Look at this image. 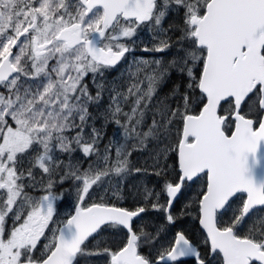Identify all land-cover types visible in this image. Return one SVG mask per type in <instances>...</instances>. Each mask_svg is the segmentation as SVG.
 <instances>
[{"label":"snow or ice","instance_id":"1","mask_svg":"<svg viewBox=\"0 0 264 264\" xmlns=\"http://www.w3.org/2000/svg\"><path fill=\"white\" fill-rule=\"evenodd\" d=\"M101 190L132 203L87 202ZM150 208L202 244H159ZM93 258L264 264V0H0V264Z\"/></svg>","mask_w":264,"mask_h":264},{"label":"trees","instance_id":"2","mask_svg":"<svg viewBox=\"0 0 264 264\" xmlns=\"http://www.w3.org/2000/svg\"><path fill=\"white\" fill-rule=\"evenodd\" d=\"M158 56H161L163 57L164 59H167L168 57L165 56V54L161 53V54H158ZM122 66L118 67L117 69H114V70H109L108 73H107V77L109 80L111 79H114L116 78V76L114 75V73L116 71H118ZM177 79V77L175 76V74L172 75V78L170 81H168L167 83L165 84H162L160 86V88L158 89L159 91V95L162 97L164 96L168 91L169 89L171 88V85H172V82L175 81ZM107 103V97L104 98V105H106ZM104 105H102L101 107L103 108ZM97 127H101L102 125L105 124V122L103 120H97ZM113 125H115L114 123L112 124H108L106 125L105 127V132H106V135L104 136L103 140L101 141V144H100V148L103 149L104 145L107 144L109 142V136L111 134V130H112V127ZM75 158L77 159H80L82 158V153H75ZM138 153H133L132 157H131V160L133 163L136 162V160L138 159ZM67 159V158H65ZM87 163H84L83 167H87ZM137 181L141 184V186H143L145 183L147 184L148 187H152L154 184L157 183L156 181V178L155 177H147L146 180H142L141 178H137ZM68 181H66L63 185L62 188L60 187H57L54 191L55 193L57 194L58 193V189H60L61 191L63 190H68V189H71V185H68L67 184ZM129 183H131V181H129ZM105 196V199L106 200H110L112 204H116L117 206H124V207H129L132 203L131 201V198L125 194H121L119 196L117 195H113L112 193H107L106 195L103 193V191L101 190L98 194L94 193L93 194V197L91 199H87V202L88 203H91L95 200H98L99 199V196ZM146 215V214H145ZM189 221H194L193 219H190ZM195 222V221H194ZM98 260L93 258V261H92V264H94L95 262H97ZM98 263L100 264V262L98 261Z\"/></svg>","mask_w":264,"mask_h":264},{"label":"flooded vegetation","instance_id":"3","mask_svg":"<svg viewBox=\"0 0 264 264\" xmlns=\"http://www.w3.org/2000/svg\"><path fill=\"white\" fill-rule=\"evenodd\" d=\"M155 55L156 53H152V57ZM56 204L59 207L61 204V200L60 199L57 200ZM62 204L64 205L63 201H62ZM179 207L180 205L178 204L176 206V209H178ZM176 209H174V211H176ZM65 210L66 211H65L64 216H66L69 213H73L74 205L72 206L70 202L67 203L65 205ZM190 219H192L191 216L181 217L177 220L175 225H168L166 221L164 220L162 214L153 211L151 208L149 209V212L146 214V220L149 221L150 225L151 224L163 225L166 228V231L161 235L160 240H159V244H164V245L167 244V241L172 238V236L177 230H181V229H183L187 233V235L193 240L194 243L202 244V241H200L199 234L197 231L199 228V225L196 221L195 222L189 221ZM137 223H143V221H137ZM142 251L146 252V250H142ZM183 259L186 261V264H191V258H183Z\"/></svg>","mask_w":264,"mask_h":264},{"label":"rangeland","instance_id":"4","mask_svg":"<svg viewBox=\"0 0 264 264\" xmlns=\"http://www.w3.org/2000/svg\"><path fill=\"white\" fill-rule=\"evenodd\" d=\"M142 36H143V38L145 40L148 39V34H147L146 31L142 34ZM158 54H161V53H156V55H155L156 58H163L161 56H158ZM133 55H135V56H143L145 58H152V53L140 52L139 50H137ZM128 59L131 60L132 59V56L130 55ZM126 67H127V63L125 62L123 64V66L118 71H116L114 73V75L116 76V78L119 77L120 73L122 71H124ZM125 110H128V109L126 108ZM119 136H120V131L117 129V126L116 125H113L112 130H111V134L109 136V140L111 138H113V137H119ZM67 184L68 185H71L72 184V181L69 180L67 182ZM74 192H75V189L74 188H71V189H68V190H63V191H61L60 189H58V193L57 194H61L62 195V199H60L61 200V204H60V206L57 209L58 214L61 217H63L64 214H65V211H66L65 210V205L67 203L70 202L72 206L75 204ZM39 194L42 195L44 193L43 192H40ZM62 201L64 202V205L62 204ZM94 264H99V263L97 261Z\"/></svg>","mask_w":264,"mask_h":264},{"label":"water","instance_id":"5","mask_svg":"<svg viewBox=\"0 0 264 264\" xmlns=\"http://www.w3.org/2000/svg\"><path fill=\"white\" fill-rule=\"evenodd\" d=\"M73 214H74V211H73Z\"/></svg>","mask_w":264,"mask_h":264}]
</instances>
